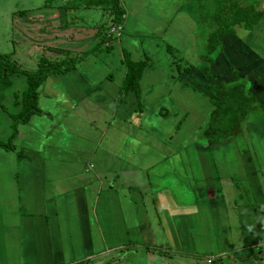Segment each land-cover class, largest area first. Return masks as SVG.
Returning a JSON list of instances; mask_svg holds the SVG:
<instances>
[{
	"label": "crops",
	"instance_id": "1",
	"mask_svg": "<svg viewBox=\"0 0 264 264\" xmlns=\"http://www.w3.org/2000/svg\"><path fill=\"white\" fill-rule=\"evenodd\" d=\"M68 1L12 12L14 39L34 48L25 53L31 67L39 54L60 58L53 49L91 51L100 28L113 25L88 0L77 10ZM119 1L123 20L109 42L49 73L26 122L9 78L0 100V264H91L128 249L159 262L175 253L246 263L240 255L264 248V0L250 29L218 34L215 53L211 34L195 44L194 0ZM124 57L147 66L122 93ZM220 97L232 122L240 115L237 130H208Z\"/></svg>",
	"mask_w": 264,
	"mask_h": 264
},
{
	"label": "trees",
	"instance_id": "2",
	"mask_svg": "<svg viewBox=\"0 0 264 264\" xmlns=\"http://www.w3.org/2000/svg\"><path fill=\"white\" fill-rule=\"evenodd\" d=\"M52 0H46V2L51 3ZM200 0H194V3H198ZM202 1V0H201ZM70 2V3H69ZM79 0H69L68 6L73 5L74 9L79 8ZM237 2V1H236ZM227 0H224L223 6L221 8H217L216 10H220V14H223L224 19L227 20L223 25H221L217 30L211 33L210 39L215 44H212L209 47V51H214L216 48V39L219 36V33H223L226 30H230L232 27L243 25L245 28L252 27L260 18L262 11L258 9L257 0H246V6L242 7L239 6L237 3L230 5ZM85 7H94L100 10L106 11L110 24L119 28L122 20L124 10L120 4L119 0H88L84 4ZM83 6V7H84ZM194 6V4H193ZM231 7V9H230ZM73 9V10H74ZM229 9L231 13L229 14ZM218 12V11H217ZM110 25L107 28L103 25L100 28L101 39L100 41L91 49L90 52H94L95 50L99 49L101 45L109 42L108 40L111 39V36L114 33L110 30ZM216 41V42H215ZM100 45V46H99ZM108 48V47H106ZM54 52L59 53L60 58H48L46 53L39 54V58L37 64L34 69H22L19 68L17 65L16 60H12V62L7 63L8 59L12 58L11 53L0 54V100L4 94L5 89L10 85L9 76L16 72H22L26 75L28 81V87L26 90L23 91L22 96L18 95V98L21 100L18 102L20 105V111L16 113V117L18 122H26L28 118L35 112L39 111L37 106V88L42 80L49 74L55 72H64L69 69H72L76 66V64L83 59V57L88 53L85 52L80 55H76L77 53H71L69 51H65L68 53L63 52V49H53ZM75 54V55H73ZM11 55V57H8ZM4 56V59L2 58ZM124 63L126 66V73L122 83V93H124L126 89H136L139 85V80L142 76L144 68L147 66L146 61H133L128 57H124ZM207 69V67L203 68ZM17 70V71H16ZM205 74H207L206 70H204ZM214 84V83H212ZM215 85V84H214ZM220 102V103H219ZM222 102V103H221ZM217 106L214 110L213 116L208 123V130H214L213 126L219 124V129L222 128V123L224 126H228V124H232L236 126V130L239 126V119L240 115L236 117V120L232 122V117H227L225 115L226 108L224 106V102L220 97L217 102ZM219 122V123H218ZM16 121L14 122L15 125Z\"/></svg>",
	"mask_w": 264,
	"mask_h": 264
},
{
	"label": "rangeland",
	"instance_id": "3",
	"mask_svg": "<svg viewBox=\"0 0 264 264\" xmlns=\"http://www.w3.org/2000/svg\"><path fill=\"white\" fill-rule=\"evenodd\" d=\"M232 5L237 3L239 6H246V0H227ZM237 1V2H236ZM216 3H219V8L223 6L224 0H200L198 3H196L197 7V14L193 15V19L196 22V36L195 44H199V41L204 42L213 31L217 30L221 25L225 23L224 15L220 14V10H216ZM42 3V0H0V54L5 53H11L12 58L8 59L7 63L12 62V60H16L18 63L17 65L19 68L22 69H31L34 67H31V61L27 59V54H31L34 50L32 47H24L23 44L20 42L18 43L13 36V23H14V16L18 14L19 11H26V8L29 6H40ZM230 7V9H231ZM229 9V14L231 13ZM16 11V12H15ZM12 12H15V15L13 16ZM34 15H36L34 13ZM195 33V30H194ZM204 40V41H203ZM201 47V45H200ZM36 48V47H35ZM199 52V51H198ZM216 51H214L215 53ZM213 53V54H214ZM204 54V53H202ZM206 54V52H205ZM204 54V55H205ZM212 54V55H213ZM11 55H8V57H11ZM4 59V56H2ZM17 71V70H16ZM15 75V76H14ZM22 72H16L12 74L9 77L12 79L11 87L7 88L9 90L10 88L14 90L17 94V96L20 93V83H14L15 78L22 76L24 77ZM26 76V75H25ZM8 109H10V103H7L6 105ZM11 110V109H10ZM9 110V111H10ZM236 223V222H232ZM233 228L236 229V224H233ZM240 237L236 235L234 237V242L238 243ZM164 258L163 262H159L158 259L154 260H148L147 253L144 249H139L137 251L128 249L127 251H117V252H110L102 256L95 257L92 260L91 264H165L168 262L169 264H226L227 261L220 262V259H215L214 261H210L207 263L206 257L202 256H185V255H178L175 253L170 254H163L160 253ZM248 256L247 258L244 257V255H240V258H244L246 263L241 261L240 263L237 262V264H264V248L255 253H243ZM166 257V258H165ZM248 260V261H247ZM237 261V259H236ZM232 264V262H229Z\"/></svg>",
	"mask_w": 264,
	"mask_h": 264
},
{
	"label": "built area",
	"instance_id": "4",
	"mask_svg": "<svg viewBox=\"0 0 264 264\" xmlns=\"http://www.w3.org/2000/svg\"><path fill=\"white\" fill-rule=\"evenodd\" d=\"M116 28H117V27H115V26L112 25V26L110 27L111 32L115 31Z\"/></svg>",
	"mask_w": 264,
	"mask_h": 264
}]
</instances>
